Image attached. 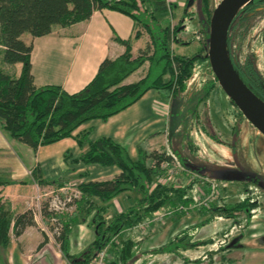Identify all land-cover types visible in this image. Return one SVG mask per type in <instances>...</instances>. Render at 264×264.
Masks as SVG:
<instances>
[{"label": "trees", "instance_id": "obj_1", "mask_svg": "<svg viewBox=\"0 0 264 264\" xmlns=\"http://www.w3.org/2000/svg\"><path fill=\"white\" fill-rule=\"evenodd\" d=\"M188 4L189 0H186L184 16L191 14L187 12ZM212 4V0H199L198 31L205 36L206 45L209 21L215 7ZM176 7L175 4H167L166 0H0V130L34 152L39 147L73 138L80 148L85 144L88 147L74 162L101 167L114 166L119 170V174L112 180L81 183L78 186L82 193L81 200L96 198L107 203L126 192L140 195L132 207L114 214L108 223L104 219L105 208L88 206L89 213L95 209L91 218L95 237L77 255H69L66 251L67 237L71 232L70 220L50 212L48 204L44 203L41 208L42 218L44 222L57 218L60 230L56 233V240L69 264H91L96 251L112 243V238L124 230L134 228L164 208L193 201L186 196L184 188L154 185V179L162 174L159 165L172 161L169 153H147L140 150L138 158L132 160L125 148L109 138L90 141L87 133L75 134L84 123L104 121L123 112L151 90L170 100L185 88L193 75L195 64L201 60L207 61L206 54L185 57L172 51L171 46L181 42L177 35L182 31L181 23L185 19L182 17L175 25H171L168 18H159L158 15L167 14ZM102 10L120 13L133 22V37L126 40L117 36L113 38L124 47V53L114 60H102L94 78L75 94H68L60 86L36 87L31 74L32 43H24L21 35L27 33L31 38L46 36L54 26L68 27L86 21L93 12ZM263 14L264 2L258 0H252L239 10L229 29L228 53L231 35L238 27ZM142 33L149 40L133 58V41L138 40ZM238 36L244 38L241 33ZM229 56L243 83L264 102V78L256 69L254 56L246 55L241 61H236L231 54ZM145 63H148L145 75L134 83L125 84V79ZM16 64H21L18 76H15L13 69ZM6 67L13 71L9 72ZM166 75H169L168 79H165ZM216 84L214 77L209 80L202 99L208 98ZM147 160L151 161L150 166ZM30 174L39 186L49 183L41 179L38 167ZM6 185L7 182L0 177V187ZM254 207L255 203L245 198L242 202L215 206L211 210L225 218H233L238 212L249 215ZM35 225L31 210L13 215L9 205L0 201V247L6 248L9 245L10 232L18 237L27 227ZM43 237L46 242V237ZM192 239L188 230L181 232L157 251L177 254L179 250L198 249L210 243ZM135 246L136 242L130 238L122 240L119 246L113 242L114 257L107 264H131L135 257Z\"/></svg>", "mask_w": 264, "mask_h": 264}, {"label": "rangeland", "instance_id": "obj_2", "mask_svg": "<svg viewBox=\"0 0 264 264\" xmlns=\"http://www.w3.org/2000/svg\"><path fill=\"white\" fill-rule=\"evenodd\" d=\"M168 1L177 7L158 17L168 18L171 25H175L182 17L185 19L181 23L182 31L177 35L181 42L173 44L172 51L176 55L187 57L207 54L205 36L198 31L199 0H191L187 6V12L191 13L188 16L183 15L186 0ZM219 1L212 0V7ZM239 33L243 34V39L238 36ZM27 38L29 35L25 33L23 39ZM148 40L146 34L142 33L133 48L135 57L137 49L144 48ZM229 54L233 55L236 61H241L246 55H253L256 69L264 78V14L238 27L231 35ZM144 65L140 71L141 75L146 73L148 63ZM6 69L13 71L9 67ZM213 77L208 60L195 64L193 75L185 88L167 100L164 133L166 149L171 151L180 166L192 168L198 176L213 181L216 184L215 193H211L210 183L197 178V181H193L176 166H170L171 173L162 171L161 176L154 179V185L184 188L186 196L193 201L164 208L153 214L161 215L156 224H148L152 215L134 228L124 230L112 238V243L117 246L127 238L136 242L135 257L131 264H264V136L244 118L238 116L236 107L218 84L210 99H202L204 90ZM168 78L169 75H166L165 79ZM233 129L234 132L231 133ZM94 165L99 170L104 168ZM228 174H238L243 178L227 180ZM30 179L29 176L18 179L22 181L18 183L19 186L21 183L30 184ZM80 184L72 179H65L63 182L38 185L39 190H35L32 199L28 198L29 205H26L34 209L38 226L42 229L38 231L51 240L52 246L61 256L63 253L57 245V232L53 231L56 224L52 220L44 222L41 215L42 205L48 203L55 194L60 195L62 199L75 201V207H66L67 211L57 214L70 220L71 232L67 237L66 247L69 255L82 252L95 237L94 228L91 226L95 209L89 213L88 206L105 208L104 219L108 223L114 214L127 210L140 199L137 193L126 192L107 203H102L96 198L81 200L82 195L80 199L74 200L75 193L80 191ZM208 196L211 199L207 206H204L202 202ZM245 198L255 203L249 215L238 212L233 218H225L211 210L215 206L242 202ZM182 206L186 209L179 211ZM10 211L13 214L11 207ZM166 213L170 214L164 215ZM187 230L192 234V241L210 243L198 249L179 250L177 254L157 251ZM112 243L106 245L104 264L114 257Z\"/></svg>", "mask_w": 264, "mask_h": 264}, {"label": "crops", "instance_id": "obj_3", "mask_svg": "<svg viewBox=\"0 0 264 264\" xmlns=\"http://www.w3.org/2000/svg\"><path fill=\"white\" fill-rule=\"evenodd\" d=\"M23 35L21 39L24 43H32L30 61L34 85L60 86L68 94H75L94 78L102 60H114L124 53V47L113 38L117 36L126 40L133 37V22L120 13L102 10L93 12L83 22L64 28L54 26L46 36L23 39ZM139 39L132 44L133 58V48ZM142 67L127 77L124 83L140 80L145 75L140 73ZM13 69L15 76H18L21 64L14 65ZM215 90L216 87L208 99ZM167 111V100L151 90L123 112L104 121L84 123L75 134L87 133L90 141L109 138L125 148L132 160L138 158L140 150L171 153L165 144L164 117ZM87 149L86 144L80 148L75 139L68 138L39 147L34 152L0 130V177L7 182L6 186L0 187V201L11 207L13 215L30 210L26 206L29 205L28 198L32 199L35 190H39L30 174L36 167L41 179L53 184L65 179H72L78 184L107 181L119 174L114 166L99 170L94 164L74 162ZM147 165H151L150 160H147ZM26 176L31 178V183H21L19 186L18 183L22 181L18 179ZM34 218L35 227H27L20 236L15 237L10 232L9 245L0 247V264H69L52 246L49 238L46 237L44 242L35 215Z\"/></svg>", "mask_w": 264, "mask_h": 264}, {"label": "water", "instance_id": "obj_4", "mask_svg": "<svg viewBox=\"0 0 264 264\" xmlns=\"http://www.w3.org/2000/svg\"><path fill=\"white\" fill-rule=\"evenodd\" d=\"M252 0H220L209 21L207 60L210 69L225 96L242 117L264 136V102L240 79L227 50L230 26L240 9ZM191 0H189L190 5ZM185 168V167H184ZM192 171V168H185ZM238 174H228L227 180L242 179Z\"/></svg>", "mask_w": 264, "mask_h": 264}, {"label": "built area", "instance_id": "obj_5", "mask_svg": "<svg viewBox=\"0 0 264 264\" xmlns=\"http://www.w3.org/2000/svg\"><path fill=\"white\" fill-rule=\"evenodd\" d=\"M166 3L169 4V1L166 0ZM172 157V161L171 162H162L160 165H159V169L161 171H166L167 173H171V167H178V169L182 172H184L187 176H189L191 179H193V181H195V179L197 178V180H200V181H206V183H210L211 184V193L214 194L215 193V189H216V184L213 182V181H208V180H205L204 178L198 176L196 173L192 172V171H189V170H186L185 168H183L182 166H180V164L177 162V160L175 159L174 156H172L171 153H169ZM61 191H65L63 189H61ZM53 193V192H52ZM77 193V195H76ZM75 195H74V200L75 199H80V196L82 195V193L80 191L76 192ZM210 193V192H209ZM47 195V194H45ZM212 197V195H211ZM210 196H208V198L206 197L205 198V201L202 202V204L204 206H207V202L211 199ZM38 199H39V196H38ZM48 204V210L50 212H53L55 215L64 212V211H67V208H71L75 207V201H71L70 199H62L60 197V195H56L55 194V197L53 196L49 202L47 203ZM67 207V208H66ZM65 209V210H64ZM186 208H184V206H182L179 211H183L185 210ZM30 210L33 212V214L35 215V212H34V209L33 208H30ZM39 213H40V210H39ZM170 213H166L164 215H169ZM160 217L161 215H153L152 216V219L149 221L148 224H151V225H154L156 224V222L160 221ZM53 221V223L56 224V227L54 228V231H56L57 233L59 232L60 230V225L58 224V221L56 218H52L51 219ZM147 224V223H146ZM107 247H103L101 249H99L97 251V253L95 254V257L92 261L91 264H104L105 262V258H106V250Z\"/></svg>", "mask_w": 264, "mask_h": 264}, {"label": "flooded vegetation", "instance_id": "obj_6", "mask_svg": "<svg viewBox=\"0 0 264 264\" xmlns=\"http://www.w3.org/2000/svg\"><path fill=\"white\" fill-rule=\"evenodd\" d=\"M258 1H260L261 3L264 2V0H258ZM237 111H238V110H237Z\"/></svg>", "mask_w": 264, "mask_h": 264}]
</instances>
